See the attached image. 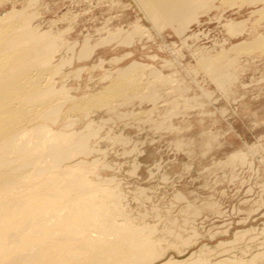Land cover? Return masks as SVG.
I'll list each match as a JSON object with an SVG mask.
<instances>
[{
    "label": "rangeland",
    "instance_id": "374dc122",
    "mask_svg": "<svg viewBox=\"0 0 264 264\" xmlns=\"http://www.w3.org/2000/svg\"><path fill=\"white\" fill-rule=\"evenodd\" d=\"M205 1L207 7L197 13L198 23L191 24L180 36L171 26L156 31L153 20L146 19L133 0H0V15L35 2L31 7L37 15L34 26L50 29L58 36L56 60L72 58L74 53V62L57 76V86L70 87L75 96L106 94L105 89L114 80L118 84L124 81L117 78L118 69L134 61L162 72L169 82L156 79V84L155 78L154 82L153 77L148 78L150 69L146 71L148 86H156L163 95L157 106L137 98L135 103L119 108L120 97L112 93L110 108L95 107L87 115L70 110L67 115L73 105L68 102L63 118L71 115L77 130L88 122L101 127L99 138L92 141L94 147L91 144L96 150L91 159L99 163L97 177L110 180L120 194L118 220L153 233L154 254L166 251L165 261L264 264V48L236 49L264 35V12L256 11L264 8V1L254 6L243 0ZM243 21L244 31L237 32L239 35L227 31L229 23ZM137 24L147 31L136 34L133 45L121 46L118 40L98 48L86 61L75 60L86 41L95 44L110 33H127ZM75 43L73 53L67 52L66 48ZM206 55L237 60L231 68L235 71L234 83L225 86L223 92L212 81L218 79L215 74L208 75L202 68ZM113 58L116 62L124 59L114 63ZM81 66H86L83 76L77 72ZM108 69L112 74L105 79ZM145 91L129 94L142 95L149 90ZM186 101L194 108L188 109ZM174 105L181 111L166 119L168 129L164 125L158 128L168 112L173 114ZM110 109L113 111L109 113ZM116 113L133 114L121 121ZM241 152L247 156L244 163L239 159Z\"/></svg>",
    "mask_w": 264,
    "mask_h": 264
},
{
    "label": "bare ground",
    "instance_id": "6f19581e",
    "mask_svg": "<svg viewBox=\"0 0 264 264\" xmlns=\"http://www.w3.org/2000/svg\"><path fill=\"white\" fill-rule=\"evenodd\" d=\"M133 1L145 13L146 19L153 20L151 23L156 27V31L171 26L179 36L183 35L191 24L198 23L197 13L207 7L208 3L205 0ZM243 1L254 6L255 2L261 4L264 0ZM33 3L35 2L25 8L14 7L0 15V264H208L207 260L165 261L166 251L159 256L154 254L156 249L153 233L118 220L120 217L116 214L121 215L120 194L116 187H111L110 180L97 177L96 169L99 163L91 159L92 154L96 152L92 148V141L99 138L101 127L96 126L94 122H88L82 129L77 130L70 114L63 118V111L68 102L73 105L67 115L70 110L82 111L87 115L88 110L93 111L95 107L99 110L110 108L113 101L110 102L109 96L112 93L113 96L120 97L117 98L120 102L119 108L132 104L137 98L151 101L157 106L159 100H163V95H159L160 91L157 92L156 86H148L150 80L146 78V71L150 69V76H147L153 77L152 81L154 78L155 81L157 79L163 83L169 80H165V76L163 77L157 68L134 61L116 71L117 78L124 81L118 84L114 80L112 87L104 88L107 90L106 94L99 92L78 97L68 90L70 87L66 89V85L61 83L58 87L57 76L68 64L71 66L74 62L73 50L77 43L66 48L67 52L73 53V59L66 56L63 59L61 57L60 61L56 60L58 36L50 29L40 30L34 26L37 15L31 11ZM256 11L264 12V8L260 7ZM244 24L245 21L235 24L231 22L226 26L227 31L237 36V32L244 31ZM146 31L147 28L137 24L127 33L126 30L117 34L110 33L95 44L86 41L75 60L86 61L98 48L118 40L121 41V46H131L135 35H142ZM239 48H264V35H259L253 42L239 45L236 47L237 52ZM119 60L116 62L115 59L113 62L119 63ZM206 60L211 61L208 63ZM236 61L235 58L223 60L207 56L202 58V68L208 75L215 74L218 79L212 81L223 92L225 86L234 83L235 74L233 69L231 72V68H235ZM221 67L224 68L221 70ZM85 69L86 66L77 68L79 76H83ZM111 74L112 72H109L103 78H110ZM102 79L101 82L105 83ZM142 89L144 92L148 89L149 93L134 96L129 94L131 91L139 93ZM205 94L203 96L208 97L209 94ZM184 103L188 109L194 108V105L189 106L188 101ZM87 105H90V109H86ZM177 105L173 106V114L168 112L158 128H161L170 116L181 111V107L178 110ZM110 111L113 110L110 109L109 113ZM183 111L186 113L187 110ZM132 114L116 113V119L123 121L129 119ZM51 124L59 125L60 129L52 128ZM212 140L214 141V138ZM238 155L240 161H246L244 152ZM168 246L171 249L172 246ZM252 260H249V263ZM239 263L233 261V264Z\"/></svg>",
    "mask_w": 264,
    "mask_h": 264
}]
</instances>
